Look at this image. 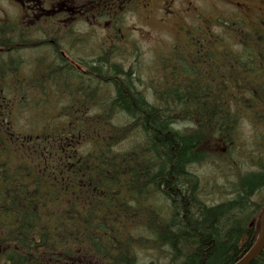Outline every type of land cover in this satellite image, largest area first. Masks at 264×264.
Segmentation results:
<instances>
[{"label":"trees","instance_id":"obj_1","mask_svg":"<svg viewBox=\"0 0 264 264\" xmlns=\"http://www.w3.org/2000/svg\"><path fill=\"white\" fill-rule=\"evenodd\" d=\"M24 35L12 69L0 54L5 264H140L137 248L151 253L147 264H236L252 249L264 209V19L227 23L215 56L224 70L211 57L171 54L162 61L170 78L147 85L123 46L102 47L77 63L85 69L73 50L65 59L30 52L39 62L26 72L22 46L42 39ZM48 105L58 109L51 119ZM243 120L252 169H235L227 198L210 203L197 170L218 145L223 162L243 157ZM83 139L93 152H79ZM250 264H264V250Z\"/></svg>","mask_w":264,"mask_h":264},{"label":"flooded vegetation","instance_id":"obj_2","mask_svg":"<svg viewBox=\"0 0 264 264\" xmlns=\"http://www.w3.org/2000/svg\"><path fill=\"white\" fill-rule=\"evenodd\" d=\"M202 3L206 4L205 8ZM210 5L214 8H209ZM155 9L163 22H177L175 39L184 37L185 49L190 52L208 49L196 46L195 42L201 35L209 36L211 28L220 27L214 22L264 19V0H0V54L9 55L4 63L12 69L17 62L13 53L20 47L19 30L24 29L26 40H30L29 33L43 39L33 46H22V52L59 55L65 59L66 51L81 52L86 47L82 44L83 35L100 34L108 43L109 35L101 33H112L116 28L122 31L124 27L123 20L118 25L116 17L122 18L123 13L151 16ZM86 22L90 29L82 32L81 25ZM58 60L60 67L63 61L59 57ZM49 63L54 64V59L50 58ZM2 252L0 246V264H5Z\"/></svg>","mask_w":264,"mask_h":264},{"label":"rangeland","instance_id":"obj_3","mask_svg":"<svg viewBox=\"0 0 264 264\" xmlns=\"http://www.w3.org/2000/svg\"><path fill=\"white\" fill-rule=\"evenodd\" d=\"M202 8L206 7L205 3L201 4ZM209 8H214V5H210ZM227 9V8H226ZM177 24L176 21L169 20L163 22L161 20V14H159L156 9L154 10L153 14L151 16H148L146 14H138L136 15H128L126 17V28L127 33L126 35H131L132 38H134L141 46L140 51L139 50H134L131 51V56L127 59V66L130 67L132 66L134 69L138 70V77L140 80L146 83L150 82H155L160 79L162 75V71H160V68L163 67V58H161V54H170L168 52V48L170 50L175 47L177 42H180L179 44L184 45V37L179 36L177 42L174 41L175 37V31L174 27ZM88 25V27H87ZM82 32L87 31L90 29V25L88 22L82 23ZM115 33L116 35H121L119 36L120 39L114 38V42L119 46H125L127 47V41L126 39H123L122 31H119L117 29L114 30V32L109 33V32H104L101 33L103 35H109V38L111 35ZM215 35H223L221 33V29L218 27H214L213 31L211 30V34ZM92 41L95 44H102L105 45L104 37L101 36L100 34H89ZM228 39V38H227ZM226 39V40H227ZM87 41H90L87 39ZM215 41V40H214ZM229 45L232 44V40L228 39ZM228 43V42H227ZM235 43V42H234ZM233 43V45H234ZM207 44V43H206ZM88 45V44H87ZM220 44L219 43H214L212 48L218 47ZM125 50H128L126 49ZM208 48L207 50L211 53L214 54L216 49ZM84 49H81V52H83ZM179 51L184 52L189 54V51L186 49H183L181 47L178 48ZM89 51L90 55H92L90 48L87 49ZM130 52V51H129ZM95 53H93L94 55ZM46 55V54H42ZM167 55V56H168ZM201 56V54H199ZM198 55V56H199ZM30 53H23L22 57L19 58L23 60V63L26 62V60H30V63L25 66V71L26 72H31V68L34 66L32 64L33 59L35 56L30 59L29 58ZM77 57L81 58L83 62H87L85 57H82V55H78ZM171 57L168 56L167 59ZM187 60L191 61L193 60L192 57L187 56ZM222 67V64H221ZM225 68L222 67V70ZM26 72H24L26 74ZM45 112L48 115V119H51L55 114L58 113V109L56 107H53L52 105H48L45 108ZM49 113V114H48ZM19 122L23 123L25 120L22 117L18 118ZM101 120V119H100ZM114 122V120L112 121ZM26 123V122H25ZM116 124H121V120L116 121ZM27 128V126H26ZM39 127H36V130H38ZM241 146H242V151L244 153L243 157L237 158L236 164L239 165V168H235V163H233L234 160H232L229 163L221 161V158L217 153H221L224 151L221 145H218L214 151V154L212 152H208L210 155V159L208 162L204 163L203 165L200 166V168L197 170V173L200 176V181H201V190L203 193V196L207 198L210 203L213 202H219L220 200H224L228 196V190L231 188L230 182L235 181L234 178V172L235 169H239V172H241V169L243 171H248L251 170L252 168H249L250 164V159H251V148H252V132L250 130V124L248 121L243 120L241 122ZM52 131L48 130L47 135L50 134ZM87 137V136H85ZM90 138V137H89ZM87 139H83L82 143L79 145L78 150L81 154H86L88 152H92L91 145ZM129 143H124V145L120 148H118V151L125 150L128 148ZM209 144L207 151H209ZM213 154V155H212ZM12 158H13V151H12ZM160 205V204H159ZM261 214V213H260ZM260 218V216H259ZM138 228L137 223L133 222L130 226L129 229ZM136 235H140L141 237L145 236V232H138ZM136 257L137 260H139L140 264H147L150 260H153L151 258V253L147 251H143L142 248H137L136 249ZM77 262H82L81 258Z\"/></svg>","mask_w":264,"mask_h":264},{"label":"water","instance_id":"obj_4","mask_svg":"<svg viewBox=\"0 0 264 264\" xmlns=\"http://www.w3.org/2000/svg\"><path fill=\"white\" fill-rule=\"evenodd\" d=\"M264 249V210L261 214L260 219V233L255 246L251 249V251L237 264H249L255 258H257Z\"/></svg>","mask_w":264,"mask_h":264},{"label":"bare ground","instance_id":"obj_5","mask_svg":"<svg viewBox=\"0 0 264 264\" xmlns=\"http://www.w3.org/2000/svg\"><path fill=\"white\" fill-rule=\"evenodd\" d=\"M218 203H219V202H218ZM263 210H264V209H263ZM263 210L261 211V214H262ZM261 214H260V218H259V227H260ZM259 233H260V230H259ZM258 237H259V235H258ZM257 240H258V239H257ZM256 243H257V241H256ZM256 243H255V244H256Z\"/></svg>","mask_w":264,"mask_h":264}]
</instances>
